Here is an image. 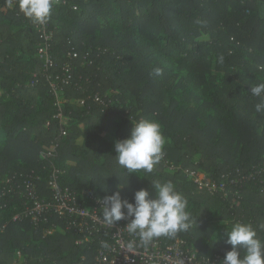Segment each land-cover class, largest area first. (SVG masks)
Segmentation results:
<instances>
[{"label": "trees", "instance_id": "1", "mask_svg": "<svg viewBox=\"0 0 264 264\" xmlns=\"http://www.w3.org/2000/svg\"><path fill=\"white\" fill-rule=\"evenodd\" d=\"M46 23L50 70L40 24L17 0H0V264L93 261L96 246L78 244L56 215L38 227L13 220L24 210L23 177H41L48 197L54 170L62 187L102 199L119 191L130 202L171 181L192 227L161 238L201 254L224 257L235 222L264 241V110L255 109L264 97L250 93L264 83V0H54ZM66 68L72 78L62 83ZM141 119L160 123L165 154L151 173L129 174L114 144ZM187 170L226 190L199 189Z\"/></svg>", "mask_w": 264, "mask_h": 264}, {"label": "clouds", "instance_id": "2", "mask_svg": "<svg viewBox=\"0 0 264 264\" xmlns=\"http://www.w3.org/2000/svg\"><path fill=\"white\" fill-rule=\"evenodd\" d=\"M20 11L35 23L44 24L50 17L54 0H17ZM75 10V9H74ZM224 57H219L223 63ZM159 76L162 69H154ZM250 93L264 97V83L250 87ZM256 112L264 110V99L255 106ZM165 137L159 122L141 119L132 122L128 138L114 144L117 164L126 173H151L164 156ZM152 196L147 189L134 193L133 202L122 198L119 191L107 195L100 203L103 206L102 223L114 227L118 222L129 221L125 230L139 238L140 245L147 247L155 239L172 238L187 232L192 227V218L186 211L187 200L171 182L153 181ZM264 227V226H262ZM227 244L231 250L225 253L220 264H264V241L251 224L235 222L231 230L226 229ZM135 242H129L128 249H134ZM107 247V245H104ZM241 252L244 253L241 256Z\"/></svg>", "mask_w": 264, "mask_h": 264}, {"label": "built area", "instance_id": "3", "mask_svg": "<svg viewBox=\"0 0 264 264\" xmlns=\"http://www.w3.org/2000/svg\"><path fill=\"white\" fill-rule=\"evenodd\" d=\"M59 2V0H56ZM42 43L38 53L44 61L47 70L55 66V61L49 52L50 43L54 33L49 30L47 23L39 26ZM76 58L77 54H69ZM62 83H69L72 74L64 69ZM53 91L58 98V104L62 102L63 88L59 83L52 84ZM63 118L62 115L59 116ZM65 122V120L63 119ZM51 155V153H49ZM199 189L207 188L212 194L218 189L225 191L226 183L220 187L212 184L204 174L194 171H186ZM59 171L54 170L49 182L50 194L42 197L37 189V182L41 177L28 175L23 177L18 185L19 194L25 200L24 210L16 214L13 220L23 221L28 219L35 227L47 222L51 214L64 221L67 231L79 236L78 244H90L96 246L93 261L89 264H220L221 255L208 256L201 254L189 247V243L182 238L165 241L164 238L155 239L150 245H140L139 238L129 234L124 228L129 221H120L114 227L102 223V198L88 195L86 191L79 193L70 187H62L58 180ZM129 242H135L134 249H128ZM107 245L105 247L104 245Z\"/></svg>", "mask_w": 264, "mask_h": 264}]
</instances>
